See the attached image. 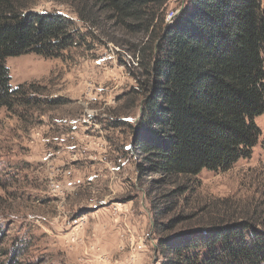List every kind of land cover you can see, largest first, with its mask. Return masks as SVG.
Segmentation results:
<instances>
[{
    "label": "rangeland",
    "instance_id": "rangeland-1",
    "mask_svg": "<svg viewBox=\"0 0 264 264\" xmlns=\"http://www.w3.org/2000/svg\"><path fill=\"white\" fill-rule=\"evenodd\" d=\"M186 3L167 0L161 11L134 21L96 0L30 1L37 13L71 20L78 38L61 58L26 54L6 61L13 87L24 86L32 100L15 112L0 110V264H95L127 251L137 264L164 261L151 202L168 205L162 196L174 186L141 169L147 164L134 139L143 123L146 58ZM257 124L262 134L251 158L187 182L190 190L165 222L264 214V114ZM124 204L132 216L111 210ZM124 229L128 247L120 250L107 236Z\"/></svg>",
    "mask_w": 264,
    "mask_h": 264
},
{
    "label": "trees",
    "instance_id": "trees-1",
    "mask_svg": "<svg viewBox=\"0 0 264 264\" xmlns=\"http://www.w3.org/2000/svg\"><path fill=\"white\" fill-rule=\"evenodd\" d=\"M30 1L0 0V110L15 112L32 100L24 86L13 87L8 58H61L77 43L71 20L37 13ZM166 1L96 0L120 19L134 21L161 11ZM154 42L145 64L148 79L140 86L141 125L147 130L139 136L142 129L137 127L134 145L147 164L141 169L174 186L162 196L168 205L158 209L151 202L161 264H264V214L224 213L208 220L194 214L164 221L177 207L176 200L190 190L187 182L204 170L227 171L251 158L259 142L257 118L264 114L263 2L187 0Z\"/></svg>",
    "mask_w": 264,
    "mask_h": 264
},
{
    "label": "crops",
    "instance_id": "crops-1",
    "mask_svg": "<svg viewBox=\"0 0 264 264\" xmlns=\"http://www.w3.org/2000/svg\"><path fill=\"white\" fill-rule=\"evenodd\" d=\"M116 164V163H115ZM115 164H114V161L113 162H111V166H110V170H111V168H113L114 166H115ZM113 166V167H112ZM116 199H118L117 201H119V202H121L122 201V198H116ZM118 206V207H117ZM132 207L129 205V204H124V205H121V206H119V205H115V207H112L111 208V210H113V211H115L116 212V214H120V215H122V214H124L126 217H127V213H132L131 214V216L133 215V210H130ZM101 211V210H100ZM99 211V212H100ZM111 212V211H110ZM123 212V213H122ZM126 233H127V231H126V229H124L123 230V232H118L117 231V234L115 235V236H107V238L108 239H110V240H113V239H115V241H117V243H118V248L120 249V250H123V247H125V246H127L128 247V245H127V241H126ZM137 246V248L140 246V245H136ZM141 249H143L144 250V248H141ZM126 250H127V248H126ZM143 252V251H142ZM138 255H141V253H139ZM131 259H130V257H129V255H128V251H127V253H126V255H125V257H123V256H121V257H111V259L110 260H108V262L107 261H100V260H97V261H95L94 263L95 264H105V263H108V264H123V263H129V264H137V260H136V258L134 257V259H133V253H132V255H131ZM130 259V260H129Z\"/></svg>",
    "mask_w": 264,
    "mask_h": 264
},
{
    "label": "built area",
    "instance_id": "built-area-1",
    "mask_svg": "<svg viewBox=\"0 0 264 264\" xmlns=\"http://www.w3.org/2000/svg\"><path fill=\"white\" fill-rule=\"evenodd\" d=\"M174 13L170 14L167 16V22H169L173 17H174Z\"/></svg>",
    "mask_w": 264,
    "mask_h": 264
}]
</instances>
